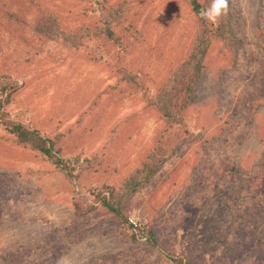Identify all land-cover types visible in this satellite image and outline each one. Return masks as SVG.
<instances>
[{
  "label": "rangeland",
  "instance_id": "obj_1",
  "mask_svg": "<svg viewBox=\"0 0 264 264\" xmlns=\"http://www.w3.org/2000/svg\"><path fill=\"white\" fill-rule=\"evenodd\" d=\"M230 1L235 39L190 0H0V264H264V0ZM109 188L135 228L95 202Z\"/></svg>",
  "mask_w": 264,
  "mask_h": 264
},
{
  "label": "trees",
  "instance_id": "obj_2",
  "mask_svg": "<svg viewBox=\"0 0 264 264\" xmlns=\"http://www.w3.org/2000/svg\"><path fill=\"white\" fill-rule=\"evenodd\" d=\"M190 2L193 4V8L195 9V11L200 12L202 4L198 2L197 0H190ZM230 6H231V1L229 0V9H230ZM228 15H230L229 11L227 15L224 16L226 19L224 17L221 18V22L217 27L215 35L227 37L229 39L238 38V36L233 33V29L230 26V23H231L230 18L228 17ZM105 30H108L109 35H113L112 30L108 28H106ZM207 46H208V42H206V45L203 48L201 49L197 48L194 51H192L190 58L186 62L185 71L188 72L189 68L190 70H192V72L190 73L192 74V76L190 75L189 77L190 79L188 80V83L184 81L183 75L180 76L177 74L174 75L171 79L169 78L166 81H164L163 86L161 87L162 90H160V93L158 94V98L154 99L153 101L155 105L158 106L159 110H161V112L163 113V116L171 118L172 114L176 110H178V108H176L178 106L177 105L178 100L180 101L182 96L184 98L188 96L189 98V96L192 94L194 90V84L200 78V73H201V69L203 65V58L205 56ZM182 71L184 72V68L182 69ZM129 79L132 80L133 78L129 77ZM11 85H12L11 87H13L12 89L9 88L8 86L4 88L8 95V97L6 98V101L10 99V95H12L13 91L18 86L17 84H12V83ZM172 92L175 96L172 94ZM171 96H172V99L170 100L171 107L168 108L169 102H170V101L168 102V100H169V97L171 98ZM4 123L8 131L14 134L20 143L25 144V145L30 144L34 148H37L39 151H41L42 153L50 157L49 159H53V161L56 164L60 163L59 158L57 159L55 157L57 154L56 152L58 151L55 148L56 140L54 138L48 137L47 135L42 133L39 129L32 127L31 125L26 124L22 121L5 119ZM133 182L134 181H130V180L127 181L125 185V192L127 191L128 193L130 192L134 193L136 188ZM109 189L112 193L110 195H107L106 192L104 191H100L96 193L95 195L97 198L95 199V202L99 203V205L101 206L107 207L108 210L111 212L113 211L115 215L119 217L120 216L123 217L122 219L125 221V223H128L129 227H131L132 229L135 228L131 220L122 214L121 207L117 205L116 196H118L119 194L116 191H114L113 188H109ZM94 208H96V205L87 204V207L82 212L87 213V212L92 211ZM146 233H147V230H143L142 234L145 235ZM140 236L141 235L136 234V232H134L131 235V238L137 239ZM149 240L151 241L152 244L157 243L155 236L151 232H150Z\"/></svg>",
  "mask_w": 264,
  "mask_h": 264
},
{
  "label": "clouds",
  "instance_id": "obj_3",
  "mask_svg": "<svg viewBox=\"0 0 264 264\" xmlns=\"http://www.w3.org/2000/svg\"><path fill=\"white\" fill-rule=\"evenodd\" d=\"M229 11V0H211L208 7L202 8L199 15L204 20L216 24Z\"/></svg>",
  "mask_w": 264,
  "mask_h": 264
}]
</instances>
